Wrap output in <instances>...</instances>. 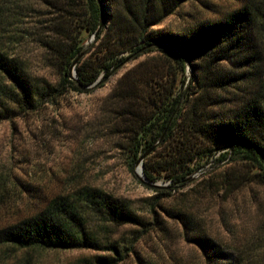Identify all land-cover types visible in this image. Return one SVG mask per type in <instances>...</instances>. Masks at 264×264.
Returning <instances> with one entry per match:
<instances>
[{
	"label": "trees",
	"instance_id": "1",
	"mask_svg": "<svg viewBox=\"0 0 264 264\" xmlns=\"http://www.w3.org/2000/svg\"><path fill=\"white\" fill-rule=\"evenodd\" d=\"M188 1L84 0L76 16L62 11L56 18L57 29L51 30L53 37L43 42L58 68L57 84L33 77L20 58L0 47V122L54 105L68 92L102 86L126 61L146 53L157 52L168 60L175 80L182 72L180 92L175 83L162 84L154 72H149V82L143 84L149 89L141 92L143 76L128 73L110 97L114 105L124 104L116 115L125 123L115 125V133L122 138L120 146L130 157L131 168L166 130L160 145L143 161L147 181L155 183L163 177L172 183L169 192L153 189L149 218L130 202L86 185L1 227L0 246L94 250L105 253L97 257V264H119L129 255L138 264H154L140 256L138 243L146 233L162 235L163 241L171 235L169 223H176L185 241L200 250L205 264L252 263L254 246L264 242V211L251 229L253 237L226 243L209 233L196 201L207 195L216 197L220 191L236 195L257 178L264 183V0H243L227 15L200 21L186 31L156 28ZM101 11L102 30L87 48ZM86 49L75 67L77 80H72L70 68ZM92 50L94 54H88ZM224 161H230L231 167L197 189L195 203L186 201L192 206L162 203L190 185L202 163ZM91 221L105 228H135L122 240H110L98 236L89 226Z\"/></svg>",
	"mask_w": 264,
	"mask_h": 264
},
{
	"label": "rangeland",
	"instance_id": "2",
	"mask_svg": "<svg viewBox=\"0 0 264 264\" xmlns=\"http://www.w3.org/2000/svg\"><path fill=\"white\" fill-rule=\"evenodd\" d=\"M242 1L190 0L156 28L186 31L200 21L227 15L240 7ZM80 5L84 7V0H0V47L12 57L20 58L33 77L57 84L58 68L43 42L53 37L51 30L58 27L57 16L63 12H74L76 16L82 12ZM107 26H111L110 20ZM90 43H86L87 48ZM162 58L152 52L129 59L102 86L100 83L83 92H68L54 105H44L34 113L0 122V228L40 211L55 197L72 194L86 185L130 202L137 212L149 218L148 203L154 195L153 189L169 192L172 183L158 177L151 184L144 177V167L141 171L139 167H130V157L120 146L122 138L115 133L118 130L115 125L125 123L116 115V110L124 104L114 105L110 97L128 73L143 76L138 87L141 92L148 88L143 84L149 82V72H154L162 84H177L180 92L182 72L175 80L168 71L169 61ZM190 69L188 65L187 80ZM163 152L155 154L154 159ZM230 167V161L202 163L191 178L193 183L190 181V185L162 203L167 206L189 200L195 203V191ZM207 196L201 202L196 201V206L209 233L226 243L253 237L251 229L264 211V183L259 178L236 195L220 191L216 197ZM191 202L186 203L192 206ZM169 224L171 235L163 237V241L162 235L146 233L143 236L136 247L140 256L154 264H205L200 250L183 238L181 226ZM89 226L98 236L110 240H122L135 228H105L97 221H91ZM254 247L250 264H264V242ZM103 255L104 252L94 250H27L0 246V264H97V257ZM119 264L138 263L129 255Z\"/></svg>",
	"mask_w": 264,
	"mask_h": 264
},
{
	"label": "water",
	"instance_id": "3",
	"mask_svg": "<svg viewBox=\"0 0 264 264\" xmlns=\"http://www.w3.org/2000/svg\"><path fill=\"white\" fill-rule=\"evenodd\" d=\"M102 27H103V14H102V11H101V16H100V22H99V26H98V28H97V30L95 31V33L94 34H92L91 36H90V38H89V40H88V43H90V42H92L93 40H95L96 38H97V36H99V34H100V32H101V30H102ZM86 52H87V49L82 53V54H80L79 56H78V58L74 61V63L72 64V66H71V68H70V78L72 79V80H77V76H76V70H75V67H76V64L78 63V61L86 54ZM94 86V85H93ZM92 86V87H93ZM165 134H166V130H165V132L163 133V135L161 136V138L158 140V142L150 149V150H148L143 156H141L140 158H139V160L136 162V164H135V166L138 168L139 167V169H140V171H141V169L143 168V161H144V159L155 149V148H157L159 145H160V143L162 142V140H163V138H164V136H165ZM149 182V181H148ZM151 184H153V183H151ZM150 184V185H151ZM152 186H155V185H152Z\"/></svg>",
	"mask_w": 264,
	"mask_h": 264
}]
</instances>
